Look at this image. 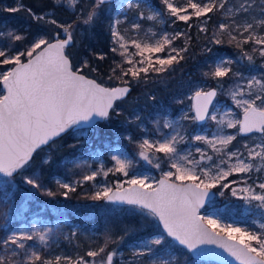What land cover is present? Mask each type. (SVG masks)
Returning <instances> with one entry per match:
<instances>
[{"label": "snow or ice", "instance_id": "1", "mask_svg": "<svg viewBox=\"0 0 264 264\" xmlns=\"http://www.w3.org/2000/svg\"><path fill=\"white\" fill-rule=\"evenodd\" d=\"M52 2L54 6L67 3L74 11L80 4V0ZM106 2L107 0H90L87 7H80L77 20L72 23H59L56 19L47 20V23L62 30L64 38H61V32L58 31L51 38H35L30 46L22 51L13 52L11 47H0V84L3 86L0 88V92H3L0 95V173L12 177L14 173L23 172L37 150L50 146L56 138L70 129L91 127L97 120L108 121L113 115L120 116L121 113L116 111L115 102L125 98L131 91L129 81L124 79L125 77H131L135 81H147L149 72H164L184 60L183 53H186L188 48L172 47L173 40L184 35L183 33L177 32L172 36L164 33L154 43L128 40L116 27L122 21L116 19L111 25V36L117 46L111 51L119 52L131 67L124 68L122 64H118L116 68L111 69L113 75L109 79H119L123 86L104 87L95 79H89L83 72L89 69L95 72L97 69L90 68L87 60H84L80 67H75L69 58L70 54H66V49L74 42L73 32L77 21L84 25L94 24ZM161 3L168 16L186 22L193 16L211 19L209 14L225 9L228 0H186L184 6H178L174 0H161ZM252 6L249 0H242L237 6L228 7L221 14L236 17L237 14L249 13ZM127 7L135 8L138 16L145 18V13L140 11L141 0H127ZM258 7L261 17H264V0ZM22 9L36 21L46 20L47 14L37 15L23 4L6 10L18 12ZM160 16L159 11H153L146 18L155 20ZM140 27L139 23L132 24L134 29L138 30ZM201 31L206 29L202 28ZM224 34H227L228 42L234 43L240 50V60L246 59L251 65L255 63L256 55L264 59V18H253L250 21L245 20L244 23H238L235 18L229 22H220L214 33V43H224V40L219 38ZM7 35L13 41L26 39L24 35L14 32ZM249 43L252 44L250 52L245 50V45ZM129 44L137 50L135 55L140 57L139 60L132 59L133 54L128 51ZM166 50H169L166 56L157 55L155 60L153 59V54L165 53ZM204 51L211 52L212 49L205 48ZM104 58L105 55H99V59ZM232 65L231 59H221L210 65L208 71L202 74L205 78L215 81L217 86L208 90L199 88L194 92L195 115L191 119L215 120L220 125L226 124L227 128L237 129V135L260 133L259 143L252 146L245 143L244 155L238 150H227L236 140V135L215 134L212 139L196 135L193 137L195 141H202L216 153H223L219 163L202 165L201 161H212V156L199 147L196 148V152L200 153L199 160L190 159V152L181 155L177 145L183 142L185 137L175 131L173 122L165 121L164 127L173 129L175 134H161L160 138L153 140L143 138L137 145L139 156L149 163H152L153 159L160 160L161 157L157 156V153H162L163 158L170 164V170L163 173L155 186L147 183L146 177H133L126 181L127 187L121 183H116L113 187L103 185L90 197L94 201L103 200L127 205L129 208L123 209L126 211L146 210L148 215L162 223L164 232L141 242L134 252L137 257H145L146 264H171L169 260L158 258L160 248L156 247L166 243V236L189 250H195L196 255L209 251L199 247L201 245H218L240 264H264V231L254 232L236 224H222L213 215L200 213L205 200L212 195V190L217 185L221 189L231 186L232 196H238L249 203L255 201L258 208L264 209V176H257L255 180H252L251 176L253 171L264 172V73L259 77L245 76L243 71L234 70ZM117 68L120 69L119 75ZM225 78L234 82L229 94L235 105L242 109V119L225 121L221 117L217 120V116L209 112L212 99L218 91L223 90ZM152 99L155 100V97ZM136 119L139 121L140 118ZM184 119L189 117L185 116ZM222 131L220 129V132ZM127 139L133 140L132 136ZM233 157L236 159L231 163ZM112 160L114 165L107 171L101 165L72 184L57 181L60 188L66 190L61 194L67 197L70 192L76 190L77 183L95 182L101 175L107 177L109 173L115 172L128 176L131 161L122 159L119 155L113 156ZM155 166L160 168L161 164L156 163ZM233 174L247 175L240 181L228 180ZM23 179L34 189H44L39 176L25 175ZM249 180H252V183H249ZM240 184L243 186H238ZM45 194L54 195L50 190H45ZM220 194L223 195V192ZM261 228L264 229V224ZM50 232L47 228L43 231L33 228L12 231L6 238H0V264H97L95 259L89 262L84 257H77L74 260L67 255L45 258L39 250L26 245L27 241L35 239L47 247ZM110 240L111 237H106L103 247L88 251L86 255L96 258L105 254L99 264H113V257L117 253L115 250L105 252Z\"/></svg>", "mask_w": 264, "mask_h": 264}, {"label": "trees", "instance_id": "2", "mask_svg": "<svg viewBox=\"0 0 264 264\" xmlns=\"http://www.w3.org/2000/svg\"><path fill=\"white\" fill-rule=\"evenodd\" d=\"M89 2L90 0H80V4L77 5L74 11L63 6H54L52 0H25V8H31L35 13H43L47 9H54V12L51 15H46V20L41 21H36L29 16L28 21L23 24L18 22L19 17L17 16L23 9L18 12H10L12 13L10 17L4 13L0 18V24H2L0 26V45L11 47L13 51L28 47L29 40H31L30 36L32 37L37 32L46 38H51L59 31L62 38V30L46 21L56 19L59 23H72L77 20L80 7H87ZM110 2H106L101 7L94 24L84 25L82 22L77 21L78 26L74 25L73 32L74 42L66 51L67 54H70L69 56L75 67H80L81 63L87 60L90 68L97 69L95 72L89 69L83 73L96 78L102 84L113 86L123 84V82L116 78L109 79L113 75L111 69L116 68L118 64H122L124 68H127L128 63L119 55V52L114 53L111 51L117 45H115L111 36V25L116 18L114 7ZM241 2L242 0H228L225 9L209 14L211 19L193 16L185 22L169 18L167 21L170 24V29L173 31L179 30L180 33L184 34L172 42V45L178 49L185 46L188 48V51L183 53L184 60L180 61L179 64L172 65L164 72H149L147 81L144 79L135 81L131 77H125L124 79L132 85V90L127 97L115 102L116 111L121 113L120 116L113 115L108 121H99L94 125L95 130L85 141L74 138L67 132L55 139L53 144L42 147L34 154L27 167L38 170L44 186L54 193L52 196L55 203L51 204L63 209L64 214L72 220V223H80L81 225L75 232L70 229L72 225L66 226L73 237L69 243V240L64 238L61 240L60 245H67L78 254L87 256L88 251L103 247L105 238L111 237L105 252L116 250L129 256L132 254L133 245L136 242L164 232L159 220L148 215L146 210L126 211L123 209L129 208L127 205L92 200L90 197L96 192L93 182L77 183L74 192H70L67 197L62 195L61 193L66 190L60 188L57 177L73 183L91 171L88 164L75 161V156L80 152H84L89 142L98 143L100 146L105 147L106 142L111 139L112 142L126 147L135 154V151L139 150L137 145L145 133L144 126L150 132L158 130L160 126H164L162 123L164 114L168 111L172 115L178 114L183 103L191 101L188 94L196 90L199 85L209 88L217 86L215 81L205 78L202 74L208 71L210 65H214L219 60L231 59L233 69L243 71L245 76L256 75L259 77L264 73V59L256 55L255 63L251 65L246 59L240 60V50L235 47L234 43L228 42L227 34L219 37L224 40V43L219 45L214 43V33H216L220 22H229L235 18L238 23H244L245 20L264 18L261 17L260 8L258 7L262 4V0H249L253 6L247 14H237L236 17H226L221 14L228 7L237 6ZM2 3L3 0H0V5ZM13 5L14 3L8 1V6L13 7ZM202 28L206 31H201ZM9 32L22 34L26 39L13 41L7 35ZM233 34L235 35V33ZM251 47L252 44L249 43L245 45V50L250 52ZM205 48H211L212 51L205 52ZM99 55H105V58L101 60ZM119 73L120 69L117 68V75ZM233 83L232 80L225 78L223 90L219 91L220 95L224 96L232 88ZM152 97H155V100ZM136 117L140 118L139 121ZM128 133L132 136V141L127 139ZM107 158L109 159L108 163H111L110 154H107ZM18 174L9 178L18 179ZM0 177L8 178L1 175ZM241 178L239 174L231 176V179L238 180ZM15 183L19 184L18 182ZM229 188L221 195L224 200L229 197ZM12 214H15V212L10 211L8 216L11 217ZM121 237L123 239H120ZM156 247L160 248L158 255L168 257L170 262V258H174L175 263L179 264H202L207 262L205 259L195 258L185 247L176 243L171 237L166 236V243ZM104 255L101 254V257ZM117 260L116 257L115 264H117Z\"/></svg>", "mask_w": 264, "mask_h": 264}, {"label": "rangeland", "instance_id": "3", "mask_svg": "<svg viewBox=\"0 0 264 264\" xmlns=\"http://www.w3.org/2000/svg\"><path fill=\"white\" fill-rule=\"evenodd\" d=\"M8 1L10 3H14L13 7H17L19 4H23L24 7L26 6L25 0H3V3L0 5V18L4 13L9 15L8 17L12 15V13L6 10L11 8L8 6ZM174 2L177 3L178 6H184L186 4V0H174ZM110 3L114 7L115 18L122 21V23L116 27L121 32V35H124L128 40L137 39L141 42L154 43L157 39H160V36L164 33L172 36L175 33L180 32L179 30L173 31L170 29V24L167 20L174 17L168 16L164 5L161 3V0H141L140 11L145 13L144 20L138 16L135 8L128 9L127 0H113ZM62 6L71 9L67 3H64ZM153 11H159L161 16L157 17L155 20H148L146 17L151 15ZM22 12L17 14L19 17L18 22H21V24L25 23L29 19L28 13L24 10ZM53 12L54 9H47L43 13L36 14L51 15ZM125 17H127V19H125ZM134 23H139L141 25L140 29L137 30L132 28V24ZM1 25L2 24H0V26ZM24 27H26V25H24ZM39 36L42 35L38 32L34 33L32 37L30 36L31 40H29V46L30 43ZM0 47L2 46L0 45ZM172 47L175 46L172 45ZM25 48L26 47L18 50L22 51ZM15 51L16 50L13 52ZM128 51L129 53L133 54L132 59L134 61L140 59L138 55H135L137 50L130 44L128 46ZM167 51L169 50H166L165 53L153 54V59L155 60L157 55L161 57L166 56ZM127 67H131V65L128 64ZM199 88H204V90H207L209 87L199 85L196 90ZM196 90L188 94L189 97H191V101L183 103L178 114L172 115L171 112L168 111L164 114L162 119L163 125L165 124V121L173 122L175 131H178L180 135L185 137L184 141L177 145L178 149L181 150V155H185L190 152V159L199 160L200 153L196 152V148L199 147L204 150L207 155L212 156L213 158L212 161H201L202 165L211 164L213 162L219 163V158L223 156V153H216L209 145H206L204 142L195 141L193 137L196 135L207 136L209 139H212L213 135L215 134L236 135V140H234L232 144L228 146L227 150H238L244 155H246V150L243 147L245 143H247L249 146H252L253 144L259 143L261 141L260 133H252L248 136H243L241 134L237 135V129L227 128L226 124L220 125L215 120L207 119L204 123L193 121L191 117L195 115V112L192 104V96ZM229 91L225 93L224 96L220 95V92L218 91L217 96L211 105L210 113L215 114L217 116V120L221 119V117H223L225 121L228 119H241L242 117V109L235 105L234 101L231 99ZM2 94L3 92H0V95ZM226 113H231V115H226ZM185 116H188L189 119H184ZM220 129L223 131L220 132ZM93 130H95V126L80 128L79 130L71 129L69 133L74 138L85 141L92 134ZM143 130H145V133L141 139L148 138L153 140L160 138L161 134H175L173 129L164 126H160L158 130H152L151 132L146 126H144ZM128 136H130L129 133L127 134V137ZM217 147L220 146L217 145ZM135 152L136 153L134 154L126 147L112 142L111 139L106 142L105 147L100 146L98 143L89 142L86 145L84 152H80L75 156V161L78 163L88 164V166L91 168V171L100 168L101 165H103L104 170L107 171L108 168L113 167L114 161L112 160V157L115 155H119L122 159L131 161L132 166L129 169L128 176H125L122 173L113 172L109 173L107 177L102 175L97 177L96 181L93 182L96 191L100 186L103 185L113 187L116 183H121L125 186L127 185L126 181L133 177H146V182L155 186L159 178L163 176V173L170 170L169 162L164 160L162 153H157V156L161 157L160 160L153 159V162L149 163L139 156V150H136ZM107 154L111 155V163H108L109 159L107 158ZM235 159L236 158L233 157L231 163H234ZM156 163H160L161 167L157 168L155 166ZM256 163L260 162L256 161ZM18 173V179L0 177V238H6V236L12 231L31 230L33 228L43 231L45 228H47L51 230L49 233L47 247L40 244V242L35 239L33 241H27L26 245L33 248L34 250H39L41 255L45 258L51 259L57 255H67L72 257L74 260L77 257H84V259L89 262L95 259L97 264H99V261L102 258L101 256L96 258L82 256L67 245H60L61 240L64 238L68 239L69 243L73 237L70 230H68L69 228L66 226L72 225L70 229L74 230L73 232H75V230L79 229L81 225L80 223H72V220H70V218L64 214L63 209H61L59 206H54L51 204L55 203V201L53 196L45 194V190H49L46 188V186H44V189L37 190L32 188L31 185L26 184L23 176H39L38 170L27 167L23 172ZM239 175L242 178L238 179L237 181L242 180L247 174ZM251 176L252 180H255L257 176H264V172L257 173L253 171ZM57 180L60 183L72 184V182L61 177H57ZM228 180L236 179H231L230 176L228 177ZM252 180H249V183H252ZM40 181L42 182L41 179ZM15 182H18L20 185L16 184ZM258 182L259 181H257V183ZM238 186H243V184ZM230 188L229 197L224 200L220 192L222 191L224 193L227 188L221 189L220 186L217 185L216 196L204 206V208L201 210V214L213 215L215 218L220 220L222 224H236L242 228H247L254 232L264 231V229L261 228V225L264 224V209L258 208L256 206L257 202L255 201L249 203L238 196H232ZM10 211H13V213L15 212V214H12L11 217L8 216ZM3 224H5V226H3ZM152 237L136 242L133 245L132 254L129 256H126L122 251L115 250L117 254L113 257V264H115L116 257L118 258L117 264H146V258L137 257L134 255V252L141 245V242L150 240ZM158 258L168 260V257H164L161 254L158 255ZM170 260L171 264H179L175 263L174 258H170ZM202 264L218 263L214 262L213 260H207V262Z\"/></svg>", "mask_w": 264, "mask_h": 264}, {"label": "water", "instance_id": "4", "mask_svg": "<svg viewBox=\"0 0 264 264\" xmlns=\"http://www.w3.org/2000/svg\"><path fill=\"white\" fill-rule=\"evenodd\" d=\"M110 1H113V0H107V2H110ZM62 38H64V37H62ZM66 54H67V51H66ZM69 58H70V56H69ZM70 60H71V58H70ZM84 75H86L85 73H83ZM89 79H95L96 81H97V83H100L96 78H94V77H92V76H88V75H86ZM102 86H104V87H117V86H123V84H117V85H113V86H108V85H105V84H102V83H100ZM129 87H130V89L132 90V85H128ZM3 86H2V84H1V88H2ZM211 88V87H210ZM209 89V88H208ZM207 89V90H208ZM131 92V91H130ZM129 95V94H128ZM127 95V96H128ZM194 95V94H193ZM126 96V97H127ZM217 96V95H216ZM216 96L212 99V103H211V105L213 104V102H214V100H215V98H216ZM192 104H193V106H194V104H195V100L193 99V96H192ZM211 105H209V112H210V108H211ZM194 109V108H193ZM241 119H242V117H241ZM207 119H205L204 121H198L199 123H204L205 121H206ZM99 121H103V120H97V122H96V124L99 122ZM96 124H94V125H96ZM93 125V126H94ZM92 127V126H91ZM81 128H87V127H81ZM75 129V128H74ZM71 130V129H70ZM70 130H68L67 132H69ZM66 132V133H67ZM66 133H64V134H66ZM64 134H62V136L64 135ZM242 135H248V134H251V133H247V134H244V133H241ZM56 139H58V138H56ZM44 147V146H43ZM35 154V153H34ZM34 154H33V156H34ZM18 173V172H17ZM17 173H14V175L15 174H17ZM0 175L1 176H5L3 173H0ZM162 177V176H161ZM160 177V178H161ZM159 178V179H160ZM125 187H127V185H125ZM216 196V190L215 189H213L212 190V195L209 197V198H207L206 200H205V203H204V205H203V207L200 209V213H201V210L204 208V206L211 200V199H213L214 197ZM108 202V201H107ZM160 225H161V227H162V229H163V225H162V223H160ZM163 231H164V229H163ZM173 239V238H172ZM174 240V239H173ZM175 241V240H174ZM176 243H178L177 241H175ZM179 244V243H178ZM181 246H183V245H181ZM183 247H185V246H183ZM199 247H201V248H205V249H209V251L208 252H205V253H203V254H200V255H196L195 254V250H189V249H187L186 247V249L195 257V258H197V259H205V260H215V261H217V262H220L221 264H240V262L239 261H237V260H235V258L234 257H232V256H230L223 248H221V247H219L218 245H201V246H199Z\"/></svg>", "mask_w": 264, "mask_h": 264}, {"label": "flooded vegetation", "instance_id": "5", "mask_svg": "<svg viewBox=\"0 0 264 264\" xmlns=\"http://www.w3.org/2000/svg\"><path fill=\"white\" fill-rule=\"evenodd\" d=\"M254 133H256V132H254ZM252 134V133H251ZM242 135V134H241ZM248 135H250V134H248ZM248 135H243V136H248ZM215 190H216V188H215Z\"/></svg>", "mask_w": 264, "mask_h": 264}]
</instances>
